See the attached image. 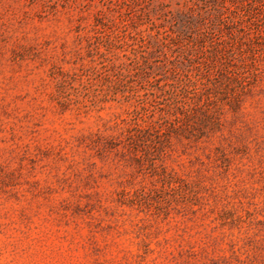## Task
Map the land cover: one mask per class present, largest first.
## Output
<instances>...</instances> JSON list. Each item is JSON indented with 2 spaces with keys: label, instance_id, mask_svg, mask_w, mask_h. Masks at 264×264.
Listing matches in <instances>:
<instances>
[{
  "label": "rangeland",
  "instance_id": "374dc122",
  "mask_svg": "<svg viewBox=\"0 0 264 264\" xmlns=\"http://www.w3.org/2000/svg\"><path fill=\"white\" fill-rule=\"evenodd\" d=\"M0 264H264V0H0Z\"/></svg>",
  "mask_w": 264,
  "mask_h": 264
},
{
  "label": "trees",
  "instance_id": "16d2710c",
  "mask_svg": "<svg viewBox=\"0 0 264 264\" xmlns=\"http://www.w3.org/2000/svg\"><path fill=\"white\" fill-rule=\"evenodd\" d=\"M190 118V116H187V119ZM180 129V128H179Z\"/></svg>",
  "mask_w": 264,
  "mask_h": 264
}]
</instances>
